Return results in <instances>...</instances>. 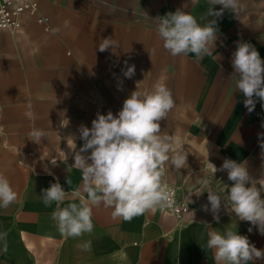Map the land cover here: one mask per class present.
Instances as JSON below:
<instances>
[{
  "label": "crops",
  "instance_id": "1",
  "mask_svg": "<svg viewBox=\"0 0 264 264\" xmlns=\"http://www.w3.org/2000/svg\"><path fill=\"white\" fill-rule=\"evenodd\" d=\"M33 1L38 7L36 16L23 15L13 36L23 72L28 71L25 63H36L31 71L52 75L58 95L75 97V107L67 110H82L88 128L98 113L118 115L133 91H150L162 79L172 91L176 107L160 121L161 133L181 138L187 165L179 171L169 167L163 178L177 191L179 212L157 208L123 221L114 220L112 209L101 205L93 209V232L76 239L59 233L51 219L55 205L45 207L41 195L58 181L68 192L65 203L70 202L83 183L80 171L73 164L53 162L27 169L21 173L16 201L0 208V234H5L0 240V264H214L213 250L206 247V224L220 232L237 230L251 243L254 237L259 249H264V235L226 207V185H231L227 171L213 176L209 167L210 162L219 169L227 158L246 161L254 179L264 174V149L260 147L264 107L257 100L254 111L249 112L231 79V59L238 42L252 44L264 60V0H242L244 8L237 17L225 11L218 18L213 51L217 61L207 56L197 59L194 54L171 56L151 20L178 8L199 18L209 6L207 0H200L194 8L190 4L183 8L187 0ZM40 17L48 19V33L37 24ZM66 20L70 21L67 28ZM54 29L59 31L54 33ZM108 37L117 46L99 51L98 45ZM21 44L25 51L20 50ZM132 65L135 74L127 78L124 72ZM73 81H83L82 90ZM209 187L225 200L219 223L211 211L204 210L205 205L210 208L207 192L194 193ZM79 198H86L82 191ZM89 240L90 251L77 247Z\"/></svg>",
  "mask_w": 264,
  "mask_h": 264
},
{
  "label": "clouds",
  "instance_id": "2",
  "mask_svg": "<svg viewBox=\"0 0 264 264\" xmlns=\"http://www.w3.org/2000/svg\"><path fill=\"white\" fill-rule=\"evenodd\" d=\"M200 0H187L183 8L196 7ZM208 8L199 18L192 12L178 8L164 16L151 19L163 48L173 57L194 54L197 59L211 57L218 39L217 20L225 11L238 16L244 8L242 0H207ZM221 6L217 9L215 6ZM70 21L64 22L67 28ZM59 31L54 29L53 32ZM117 46L111 37L102 39L98 45L103 52ZM151 56V55H150ZM231 64L234 69L231 79L235 90L244 97V106L249 112L254 111L257 100L264 107V60L257 49L248 42H238L232 54ZM135 66H128L124 75L131 78ZM176 107L172 91L161 79L150 91L136 90L124 100L118 115L109 111L106 115L97 114L91 128L79 129L81 147L77 148L75 137L71 136L73 166L81 173V188L68 200V192L57 181L42 190L41 199L45 207L55 205L51 219L56 222L59 233L66 238H79L91 234L94 229L93 209L103 205L111 208V216L123 221H131L157 208L169 207L173 191L164 183L163 178L169 167L179 171L187 165V156L181 138L161 133L160 121L167 119ZM26 115L33 116L31 105ZM68 124V121H67ZM63 124V126H67ZM28 137L36 144L47 133L38 128L32 129ZM75 145L76 147H73ZM260 147L264 149V141ZM212 175L217 171H227L231 185L228 189L226 206L234 212L240 221L249 222L264 235V174L254 179L248 170L247 162L225 159L218 169L209 162ZM67 183L71 185L68 180ZM204 181V185H208ZM81 191L86 198H79ZM223 191V190H221ZM207 192L210 205L204 206L211 211L214 220L219 223L218 215L221 203L225 200L219 191L208 188L207 191L194 192L200 196ZM76 198H79L76 202ZM17 199V192L9 179L0 174V208H8ZM191 203L192 201L188 199ZM207 249L213 250L214 264H253L255 260H264V249H258L249 238L232 228L220 232L206 224ZM252 227L248 231L252 232ZM5 234H0L3 240ZM82 251L91 250V241L77 245Z\"/></svg>",
  "mask_w": 264,
  "mask_h": 264
},
{
  "label": "rangeland",
  "instance_id": "3",
  "mask_svg": "<svg viewBox=\"0 0 264 264\" xmlns=\"http://www.w3.org/2000/svg\"><path fill=\"white\" fill-rule=\"evenodd\" d=\"M15 32L0 31V174L9 179L16 191L23 179L21 173L27 169L50 166L52 162L64 166L74 163L69 137H75L77 148L82 146L79 129L84 126V112L67 110L75 107V97L58 95L52 75L30 70L36 63H25L28 71L23 72L17 60ZM20 50L25 51L26 47L21 44ZM82 83L72 84L82 90ZM29 105L32 117L26 115ZM34 128L47 133L40 144L28 137ZM252 243L259 249L254 237ZM253 264H264V260Z\"/></svg>",
  "mask_w": 264,
  "mask_h": 264
},
{
  "label": "built area",
  "instance_id": "4",
  "mask_svg": "<svg viewBox=\"0 0 264 264\" xmlns=\"http://www.w3.org/2000/svg\"><path fill=\"white\" fill-rule=\"evenodd\" d=\"M37 8V3L33 0H0V31L15 32L19 30L21 27V17L23 15L36 16ZM36 22L43 27L44 32L48 33L50 31L47 18H37ZM169 188L173 191L174 195L172 196L171 205L164 209L171 213H177L180 211L177 191L173 187Z\"/></svg>",
  "mask_w": 264,
  "mask_h": 264
}]
</instances>
